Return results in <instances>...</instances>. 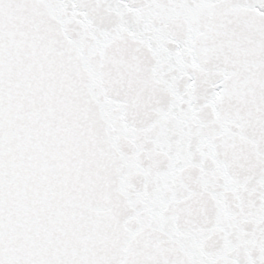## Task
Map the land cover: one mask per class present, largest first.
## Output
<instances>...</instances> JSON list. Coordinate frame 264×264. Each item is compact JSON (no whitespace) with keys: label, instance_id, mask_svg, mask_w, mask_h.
Wrapping results in <instances>:
<instances>
[{"label":"snow or ice","instance_id":"snow-or-ice-1","mask_svg":"<svg viewBox=\"0 0 264 264\" xmlns=\"http://www.w3.org/2000/svg\"><path fill=\"white\" fill-rule=\"evenodd\" d=\"M0 264H264V0H0Z\"/></svg>","mask_w":264,"mask_h":264}]
</instances>
